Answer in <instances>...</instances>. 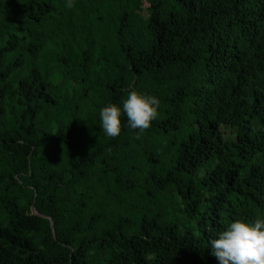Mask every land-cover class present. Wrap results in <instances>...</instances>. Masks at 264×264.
I'll use <instances>...</instances> for the list:
<instances>
[{
	"label": "trees",
	"instance_id": "16d2710c",
	"mask_svg": "<svg viewBox=\"0 0 264 264\" xmlns=\"http://www.w3.org/2000/svg\"><path fill=\"white\" fill-rule=\"evenodd\" d=\"M131 90L159 115L108 137ZM258 216L264 0H0V264H219Z\"/></svg>",
	"mask_w": 264,
	"mask_h": 264
},
{
	"label": "clouds",
	"instance_id": "9594fccd",
	"mask_svg": "<svg viewBox=\"0 0 264 264\" xmlns=\"http://www.w3.org/2000/svg\"><path fill=\"white\" fill-rule=\"evenodd\" d=\"M74 6L75 0H65L66 8ZM160 106L159 97L131 90L122 101V107L108 102L99 109L100 127L108 137L120 135L123 114L127 117L128 128L139 130V135L151 127ZM216 237L210 244L212 255L219 264H264V216H258L252 222L241 219L229 222Z\"/></svg>",
	"mask_w": 264,
	"mask_h": 264
},
{
	"label": "water",
	"instance_id": "95a60500",
	"mask_svg": "<svg viewBox=\"0 0 264 264\" xmlns=\"http://www.w3.org/2000/svg\"><path fill=\"white\" fill-rule=\"evenodd\" d=\"M32 212H33V213H36V212H35V210H34L33 208H32ZM51 226L53 227V224H52V222H51Z\"/></svg>",
	"mask_w": 264,
	"mask_h": 264
},
{
	"label": "rangeland",
	"instance_id": "374dc122",
	"mask_svg": "<svg viewBox=\"0 0 264 264\" xmlns=\"http://www.w3.org/2000/svg\"><path fill=\"white\" fill-rule=\"evenodd\" d=\"M230 131H227V133H229Z\"/></svg>",
	"mask_w": 264,
	"mask_h": 264
}]
</instances>
